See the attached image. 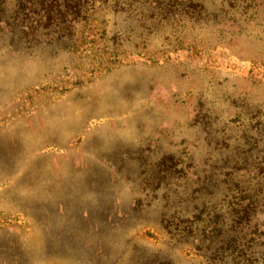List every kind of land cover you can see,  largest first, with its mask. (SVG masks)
Masks as SVG:
<instances>
[{
    "label": "rangeland",
    "instance_id": "rangeland-1",
    "mask_svg": "<svg viewBox=\"0 0 264 264\" xmlns=\"http://www.w3.org/2000/svg\"><path fill=\"white\" fill-rule=\"evenodd\" d=\"M158 1L117 0L68 37L4 0L0 264H197L161 219L198 207L230 224L219 169L212 197L193 170L235 160L239 123L264 118V0H194L201 17L176 0L182 18ZM165 156L184 171L159 186Z\"/></svg>",
    "mask_w": 264,
    "mask_h": 264
},
{
    "label": "trees",
    "instance_id": "trees-1",
    "mask_svg": "<svg viewBox=\"0 0 264 264\" xmlns=\"http://www.w3.org/2000/svg\"><path fill=\"white\" fill-rule=\"evenodd\" d=\"M175 1H167L168 10L164 17H174L178 12L182 18L184 9L187 14L189 11L190 13L195 11L199 17L207 14L205 7L197 1L186 0L187 5L183 6L182 10L175 6ZM112 2L117 4V0H18L20 12L16 15L18 17L21 13L19 18L24 21L27 16L26 10L31 6V9L35 8L34 10L38 11L37 20L42 30L60 33V36L64 33L65 36L71 37L74 31L72 29L76 26L86 27L96 21H106L104 18L110 15L111 10L108 9L113 7ZM155 3L159 5L158 0H155ZM3 4L4 0H0V21L5 20L4 12L1 10ZM177 39L178 43L179 41L182 43L181 38ZM193 41L192 44H196L197 41ZM262 118L252 120L253 122L250 120L249 127H247L249 124L245 126L244 122L239 123V127L242 128L239 136L241 145L237 149L235 160L226 158L219 167L214 166V169L202 177L193 170V174L201 181L200 187L203 186L212 197L214 189L217 188L215 169H219L217 176L225 186L222 201L230 210L227 213L230 220L227 228V220L220 210L207 213L204 208L198 210L196 207L191 214L178 212V216L172 214L171 217L161 219L160 226L170 239L177 238L178 243L192 246L194 251L202 256V260L197 264H264V231H260L258 224V215L264 213V118L263 122ZM229 139L230 137L223 136L220 142H216V146L227 149ZM163 159L161 168H158L160 175L156 177V182L152 180V183L159 186L163 183L167 185L165 182L167 176L171 180L180 179L184 171L183 168H179L180 158L165 156ZM204 189L194 190L192 194L202 193ZM158 259L162 261L157 262L155 259L153 264H171L170 260Z\"/></svg>",
    "mask_w": 264,
    "mask_h": 264
}]
</instances>
